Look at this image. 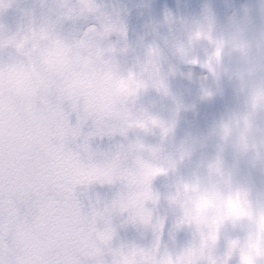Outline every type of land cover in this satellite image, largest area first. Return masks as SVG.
Wrapping results in <instances>:
<instances>
[{"label": "clouds", "instance_id": "9594fccd", "mask_svg": "<svg viewBox=\"0 0 264 264\" xmlns=\"http://www.w3.org/2000/svg\"><path fill=\"white\" fill-rule=\"evenodd\" d=\"M0 174V264H264V0H0Z\"/></svg>", "mask_w": 264, "mask_h": 264}, {"label": "snow or ice", "instance_id": "6c2138e0", "mask_svg": "<svg viewBox=\"0 0 264 264\" xmlns=\"http://www.w3.org/2000/svg\"><path fill=\"white\" fill-rule=\"evenodd\" d=\"M46 186L47 185L45 182L24 184L23 182L17 180L9 183L7 187V191L17 196L22 204H26L29 202L28 199L29 197H31L33 194L40 195L42 189L46 188ZM4 191H5L4 179L2 174H0V196L3 195Z\"/></svg>", "mask_w": 264, "mask_h": 264}]
</instances>
